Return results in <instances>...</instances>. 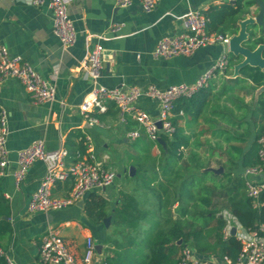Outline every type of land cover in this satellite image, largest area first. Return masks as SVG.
<instances>
[{
	"label": "crops",
	"instance_id": "crops-1",
	"mask_svg": "<svg viewBox=\"0 0 264 264\" xmlns=\"http://www.w3.org/2000/svg\"><path fill=\"white\" fill-rule=\"evenodd\" d=\"M67 1L68 13L77 33L76 42L70 48H64L55 36L52 12L47 5L34 7L29 0H0V44L5 46L12 56H22L44 79L54 82L57 88L55 102L44 104L32 98L25 87L14 78H8L0 83V106L7 111L9 118L7 149L10 172L17 168L18 153L39 140L44 142L48 151L62 148L68 150L69 156L65 163L67 167L72 165L76 158L67 147V142L72 134L81 133L83 138L91 139L92 150L98 162L115 172L117 179L122 178L119 175L120 169L133 179L141 175L142 170L152 171L153 175L148 173V177L153 178L151 181L153 191L144 186V194L152 195L157 204L160 203V196L163 200L168 198L175 202L170 208L164 209L163 214L169 212V216L171 213L173 216L176 215L179 186L177 172L182 168L165 154L167 145L164 148L150 140L158 146L152 150L160 159L163 158V162L153 163L152 168L143 167L141 153L144 152H141V144L139 147L136 146L142 138L148 137L140 125L132 121L123 125L119 110L112 104H109L105 114L94 111L93 116L98 123L90 124L80 113L79 106L87 94L97 86L124 90L155 86L164 90L173 85L195 82L202 73L229 52L225 45L207 46L192 56H178L168 60L156 59L153 52L161 39L176 37L186 32L184 20L190 10L201 9L207 12L226 3L233 4L235 0H162L150 13L142 10L138 0H134L133 6L129 9L118 8L115 0ZM240 21H243L242 17ZM114 25L119 26L120 30L114 32ZM228 28L234 31L226 35L237 34L234 26L230 25ZM207 31L220 34L210 32L212 30L209 27ZM99 44L105 49L103 72L98 84H95L83 71V63L92 48ZM227 72L211 81L209 103L201 116L195 117L184 111L174 113L173 121H176V128L182 130L189 141L194 129L201 130L205 127L202 130L204 134L199 135L201 139L214 137L210 133L215 131L213 126L221 131L220 135L226 131L223 127L225 124L220 121L225 119L226 113L220 111L221 108L213 110L212 105L215 100L220 102L223 97L233 99L230 97L237 83L233 77L226 75ZM223 77L230 81V87L227 86V89H222L223 84L217 82L219 79L223 80ZM243 83L250 85L255 93L252 106L241 107L249 110V122L253 124L251 113L263 90L262 88L255 90L249 80H243ZM137 107L153 118L159 115V105L153 100L143 98ZM136 130L142 135L137 140H131L128 136ZM171 138L173 137H169ZM253 140L254 135H251L249 145ZM235 143L239 145L238 142ZM191 147L190 141V147L184 152ZM130 168L135 169L133 176L130 175ZM235 173L242 175V170ZM45 174L46 164L38 160L29 169L20 189H16L11 173L0 180V195L11 208L10 221L13 225V233L1 240L2 249L13 258L15 264H42L39 250L43 237L50 229H55L80 262L85 254L87 238L93 237L102 249L101 252H97L91 264H107V259L114 256L115 250L114 246L107 244V240L120 238L119 233L127 229L126 223L117 224V213L119 211L130 213L132 208L128 206V202L132 199L136 201L137 209H148V205L141 204L139 198L141 179L131 186L128 182L115 181L108 188L90 192L84 203L62 210L29 213L27 206L40 187ZM71 187V181L59 183L53 189V195L67 197ZM92 194L107 201L106 212L111 219L109 226H105L104 222L96 225L87 217L84 206ZM6 196H9V199ZM225 212L230 213L226 209L222 210L221 218ZM198 256L211 260L214 264H221L222 257L215 253Z\"/></svg>",
	"mask_w": 264,
	"mask_h": 264
},
{
	"label": "built area",
	"instance_id": "built-area-1",
	"mask_svg": "<svg viewBox=\"0 0 264 264\" xmlns=\"http://www.w3.org/2000/svg\"><path fill=\"white\" fill-rule=\"evenodd\" d=\"M144 12H153L162 0H138ZM34 7L47 5L52 12L53 32L64 48H70L77 39L74 22L68 13L67 0H29ZM134 0H115L118 8L129 9ZM186 32L176 37L161 39L153 55L156 59L168 60L178 56H192L201 48L215 44H223L226 52L216 63L202 73L191 84H179L167 89L155 86L148 88L133 87L128 90L121 88L109 89L102 86L95 87L84 98L79 111L90 124L98 123L93 116L96 111L105 114L109 104L114 105L121 114V123L130 121L141 126L149 140L159 143L164 137H173L177 131L174 124V109L181 99H190L199 92L210 87L211 81L218 75L229 70L230 42L232 36L209 33L207 31L209 19L205 11L192 9L185 16ZM120 30L113 26V31ZM104 47L96 45L88 54L83 63V71L95 84L102 76ZM8 78L18 80L26 91L39 103L51 104L55 102L57 88L54 82L44 79L22 56H12L8 49L0 44V83ZM143 98L153 100L159 105L157 118L137 107ZM8 113L0 106V180L12 174L16 189H20L26 180L31 166L38 160L46 164V174L40 187L32 196L27 210L29 213L52 212L84 203L86 196L93 191L102 190L112 186L116 180V173L105 168L94 155L91 139L85 138V153L78 152L75 163L66 166L65 160L69 156L65 148L48 151L42 140L34 142L29 148L18 153L17 168L10 172L9 151L7 140L9 135ZM161 125V127L159 126ZM140 131L129 134L131 140L141 137ZM164 140V139H163ZM260 150L258 163L243 170L246 193L254 201V208L262 206L258 202L260 194L264 191V137L259 140ZM71 181L72 187L67 197H56L53 189L57 184ZM9 199V196H6ZM222 218L226 225L223 229L225 238L235 237L241 245L240 253L235 261L227 257L221 259V264H264V223L256 229H244L231 213H223ZM235 231V234L233 232ZM97 254V244L93 237L86 240L85 254L82 262L70 251L67 243L55 229H50L43 237L39 250V259L42 264H91ZM0 259L5 264H15L13 258L0 249ZM179 264H214L211 260L203 259L193 246L185 244L179 256Z\"/></svg>",
	"mask_w": 264,
	"mask_h": 264
},
{
	"label": "trees",
	"instance_id": "trees-1",
	"mask_svg": "<svg viewBox=\"0 0 264 264\" xmlns=\"http://www.w3.org/2000/svg\"><path fill=\"white\" fill-rule=\"evenodd\" d=\"M256 5V0H235L232 3L217 8H212L205 12L209 19L208 27L210 32H218L226 35V29L232 25L238 34L239 18L243 17L246 9ZM246 18H242L245 20ZM259 31L260 36L257 35ZM249 39L244 46L254 51L259 45H264V27L257 24L248 27ZM264 57V52H263ZM229 69L242 61L241 57L228 54ZM251 81L255 90L264 87V72L259 68L246 66L240 70V75L234 81ZM211 93L209 88L199 92L190 99H181L176 103L174 113L179 114L181 111L191 113L192 116L199 117L205 111L208 105ZM244 107V106H243ZM251 121L254 126V140L249 145L251 135L242 133L239 137L229 138L230 141L240 142L239 145L231 146L233 152L236 153L242 164L243 170L254 166L258 163V153L260 150L259 140L264 137V92L258 96L256 107L252 110ZM176 125V121L174 122ZM167 145L166 155L173 159L177 164L184 158V150L190 147L189 139L184 135L183 131L177 128L173 138H163ZM67 147L71 149L75 158L78 152L85 153V138L81 133H74L70 136ZM68 151V150H67ZM69 154V151H68ZM230 171L224 175H216L213 172H203L200 177L210 178L213 181L226 178V185H219L223 192H218L216 188H206V196L201 200L205 209L201 212V218L206 221V227L202 229L191 228L188 230V222L181 220L173 221L168 214L164 215L163 210L170 208L175 202H171L168 198L163 200L160 196V203L157 206H148L149 209H137L135 200L128 202V206L132 208L130 213L119 211L116 215V222L126 223L127 229L119 233L120 238H109L107 244L114 246V256L107 259V264H179V256L185 244L194 247L199 255H209L215 253L219 257H227L235 261L240 253L241 245L238 240L230 236L225 238L223 229L226 222L218 214L222 210H228L241 224L244 229H256L264 223V191L260 194L258 202L262 206L254 208V201L247 196L245 180L241 174H233L236 162L230 161ZM151 171H147L150 173ZM152 173V172H151ZM236 177H235V176ZM182 176L181 172H177V178ZM196 174L192 173L188 178L183 179L178 186L176 203H178V213L182 217L190 214L187 202L194 199L191 189L194 188L198 180ZM150 179V181H148ZM152 176L144 181V186L153 191L151 186ZM193 187V188H192ZM219 195L226 201L215 206L212 210L211 199L213 196ZM107 201L92 194L84 206V211L89 220L96 224H103L108 218L106 212ZM7 217L8 220H5ZM11 219V208L8 202L0 195V249L2 248L1 240L13 233V225ZM215 222V226L210 228V223ZM192 224H189L191 226ZM214 237V242L209 238ZM179 240L182 244L178 245ZM0 264H5L0 259Z\"/></svg>",
	"mask_w": 264,
	"mask_h": 264
},
{
	"label": "rangeland",
	"instance_id": "rangeland-1",
	"mask_svg": "<svg viewBox=\"0 0 264 264\" xmlns=\"http://www.w3.org/2000/svg\"><path fill=\"white\" fill-rule=\"evenodd\" d=\"M259 13V8L257 5L251 7L250 9H246L245 14L243 15L242 18L246 17H251L254 18L258 15ZM241 19V18H239ZM228 33H232V30H229L227 28ZM257 35L260 36L259 31L257 32ZM230 77H233L234 79L238 78L237 75H235L234 68H231L227 74ZM225 75V76H226ZM224 79L221 80L219 79L217 82H220L222 85V89L226 88L229 86L230 81L223 77ZM230 87V86H229ZM233 88V87H232ZM221 89V90H222ZM233 95L230 98L233 99H227L224 98L219 102L215 100L213 102V110H223L226 113L225 119L223 118L222 121L225 126L224 133L222 132V135H220L221 131L216 129V126H213V130L210 133L214 135L213 138H204L201 139V134H204L203 129H194L193 135H191L190 141L192 142V147L191 149L187 150L184 152V158L181 162H179L178 166L182 168V170H179V172L182 173V176L178 179V184L180 186V183L183 179H186L189 177L190 174L194 173L198 177L197 182L194 185V188L191 189V193L194 196V199L187 202V205H189V211L190 214L186 217H182L180 213L174 214L172 217L173 221L176 220H181L183 222H188V230L191 228H196V229H202V227H206V221H204L201 217V212L205 209L203 206L201 200L206 196L205 189L206 188H216L218 192H223L221 190V186L219 185L223 184L226 185L227 181L226 178H222L217 181H213L210 178H202L200 177L201 174L208 169H215L218 170L220 168L223 169V173L221 175H224L225 173H228L230 171V161L236 162V167H235V172L242 170V164L238 156L236 155L235 152L232 151L231 146L233 144L237 145L234 141H230L229 138L232 137H239L243 133H248L250 135H254L253 132V124L249 122L250 115H249V110H245L244 108H241L242 106H252L254 103L253 97H254V92L251 90L250 85L243 83V81L239 82L234 86L233 89ZM229 96V95H228ZM232 100V101H231ZM235 100V101H234ZM236 104V105H235ZM242 109V110H241ZM232 121H238L240 122L239 124H233ZM207 133V132H205ZM200 135V136H199ZM194 137V139H192ZM240 143V142H239ZM141 144V152H144V154L141 153V164L143 167H148L152 168L153 163L157 162H163V158L160 159L159 155L152 149L158 148L156 144L151 142L150 140L146 138H142L139 141V144L137 143L136 147H139ZM150 153V154H149ZM163 156V155H162ZM130 172V171H129ZM152 172V171H151ZM149 173L150 175H153V173ZM233 173L236 175V173ZM149 174L147 173V170H142L141 175L139 174L137 178L133 179L130 176L128 177L126 173H124L123 169H120L119 175H121V179H117L116 175V182H128L129 186H131L134 183H138V179H141V204H147L148 206H155L158 205L155 198L152 197V195H146L144 194V184L147 178H149ZM234 175V176H235ZM236 177V176H235ZM226 200L224 198H221L219 195L213 196L211 199L212 203V210L214 209L215 206L221 207L220 204H223ZM149 209V208H148ZM178 209V208H177ZM220 216V214H218ZM189 224H192L189 226ZM215 226V222L210 223V228H213ZM191 227V228H190ZM211 242H214V237L211 236L209 238Z\"/></svg>",
	"mask_w": 264,
	"mask_h": 264
},
{
	"label": "water",
	"instance_id": "water-1",
	"mask_svg": "<svg viewBox=\"0 0 264 264\" xmlns=\"http://www.w3.org/2000/svg\"><path fill=\"white\" fill-rule=\"evenodd\" d=\"M256 5L259 8L258 15L254 18H247L243 21L239 22V32L238 34L232 36L230 42V53L236 57H241L242 61L234 66L235 75H240V70L246 66L259 68L264 72V45H259L256 50L252 51L244 46V43L249 39L248 27L250 25L257 24L259 26L264 27V0H256ZM262 92H264V87H262ZM161 127V125L159 124ZM159 144L166 148V142L163 139L159 140ZM130 175L133 176L135 174V169L130 168ZM207 171L213 172L216 175H220L223 173V169L220 168L218 170L208 169ZM83 203V202H81ZM80 203V204H81ZM5 220H8L7 217H4ZM111 222L110 218H106L104 220L105 226H109ZM235 234V231L233 232ZM182 244V240H179L178 245ZM102 246L97 245V252H101Z\"/></svg>",
	"mask_w": 264,
	"mask_h": 264
}]
</instances>
